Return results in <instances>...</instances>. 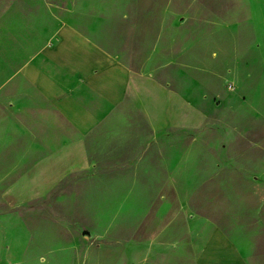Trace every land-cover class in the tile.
<instances>
[{"label":"rangeland","instance_id":"rangeland-1","mask_svg":"<svg viewBox=\"0 0 264 264\" xmlns=\"http://www.w3.org/2000/svg\"><path fill=\"white\" fill-rule=\"evenodd\" d=\"M106 1L207 4L225 16L226 26L197 43L152 46V75L167 86L183 122L168 127L147 155L93 152L101 180L90 186L68 181L29 204L7 197V186L41 157L30 155L34 145L23 137L32 131L23 110L0 107V230L4 246L20 245L8 259L195 264L199 246L218 227L250 248L252 264H264V0ZM50 3L67 8L81 0L35 2ZM32 9V0H0V21H23L30 34ZM42 32L47 28L41 38ZM132 133L147 137L151 131L140 124ZM130 143L139 152L149 141ZM17 229L24 235L13 236Z\"/></svg>","mask_w":264,"mask_h":264},{"label":"crops","instance_id":"crops-1","mask_svg":"<svg viewBox=\"0 0 264 264\" xmlns=\"http://www.w3.org/2000/svg\"><path fill=\"white\" fill-rule=\"evenodd\" d=\"M36 1L30 34L23 21H0V107L23 110L32 126L23 137L34 145L30 155L41 157L30 173L6 188L7 197L19 204L47 199L68 181L87 186L100 181L93 152L150 153L168 127L183 122L167 86L152 75V46L184 44L190 38L197 43L226 26L225 16L202 3L125 7L117 1L81 0L61 8ZM61 11L67 16H55ZM140 124L151 131L149 136L129 134ZM130 141L149 143L137 152ZM5 234L0 230V264H34L8 259V251L16 256L20 245L4 246ZM23 235L22 229L13 231L15 237ZM199 247L195 264H252L250 248L222 228L213 229Z\"/></svg>","mask_w":264,"mask_h":264}]
</instances>
